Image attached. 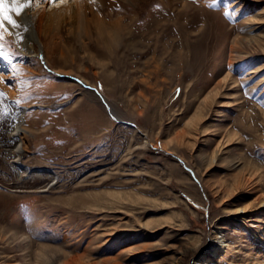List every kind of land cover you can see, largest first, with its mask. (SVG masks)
Returning a JSON list of instances; mask_svg holds the SVG:
<instances>
[{"label": "rangeland", "instance_id": "374dc122", "mask_svg": "<svg viewBox=\"0 0 264 264\" xmlns=\"http://www.w3.org/2000/svg\"><path fill=\"white\" fill-rule=\"evenodd\" d=\"M94 2L117 39L67 22L41 34L46 64L8 38L0 136L23 108L26 148L0 145V227L34 242L0 239V264H38L39 244L88 248L83 264H264V0Z\"/></svg>", "mask_w": 264, "mask_h": 264}, {"label": "bare ground", "instance_id": "6f19581e", "mask_svg": "<svg viewBox=\"0 0 264 264\" xmlns=\"http://www.w3.org/2000/svg\"><path fill=\"white\" fill-rule=\"evenodd\" d=\"M88 6H90V8ZM94 6H96L95 2L89 3V0H73V1L68 2L67 5L65 4L63 6H60L59 10L52 9V10L46 11L45 7H42V9H38L36 14H34V11L30 9L26 14L28 17H31V22L29 24V30L28 32L24 33L23 43L17 46L21 49V51L24 54H28V55L34 54V56L39 55L40 57H43V59L45 60L47 64V58L45 56V51L43 50L42 41H41V34L43 33L47 34L49 32L51 33V31H54L55 28H59L60 26L64 25L67 22L73 23V25L71 24L72 26L70 28H73L75 31H77L78 36H82V34L84 36H91V32H92L91 28L95 27L101 36H104L105 31L108 30V33L110 34L109 37L117 39L121 33V29H122L121 27L123 26V28H125V25L121 24V22L119 21L120 19L114 22H106L96 17L94 14L95 12L91 9V8H95ZM19 19H23V18H19ZM37 21L39 22L38 27H37ZM253 39L264 43V41L260 38H253ZM36 43H37V48H36ZM38 43H39V48H38ZM66 72H70V71H66ZM220 83L221 82H218L217 86L220 85ZM8 90L12 92L14 88H10ZM216 93H220V90L217 87H215L209 93V95L204 99V103H206L207 100H211L210 97H214ZM6 94L8 95V93ZM7 97L9 98V95ZM203 110H204V105L198 107L194 118L188 121V126H191L197 117L200 118L201 116L204 115ZM23 111H24L23 108H19V113L17 117L15 118L11 128L7 132L5 131L4 133L5 135L3 138L0 136V145L5 147V149H9L10 152H12L16 156V159L19 161L23 158L22 153H23V150L26 148V145L23 141V137L21 136V133L26 130L25 127L23 126V120H24ZM228 140H231V139H228ZM182 142H184V140ZM252 161L247 162V165L251 167V168H247V170L250 171L256 168L257 172L254 171L253 174H250L248 176L249 178L248 180L252 178L254 179L255 174L257 176L258 174L261 173L260 167H258L256 163ZM18 169H21V167L18 166ZM107 194L115 198L123 197L122 191L110 190L107 192ZM261 205H264V196L262 197ZM245 210H247L246 207H244L243 209H238L237 212L245 211ZM10 238L19 239L17 243L21 245H26L28 249L31 248V245H33V242H34V241L29 240V238L27 239L26 236H24L20 231L12 229L9 226L3 229L0 227V239L4 240V239H10ZM224 243H225L224 239L222 235H220L219 229L214 230V234L212 236L211 250L212 251L215 250L216 252V249L220 247V245H223ZM39 247L40 248L37 251L38 264H47L51 262V260H53L54 258L59 257V252L61 250L64 253L63 256H65L64 258H62L61 264H83L82 259H84L83 257L86 258V256L88 255L87 253L89 252V249L87 248L85 252L81 254H77V253L72 254L68 251H65L58 247L56 248L55 246L49 245V244H39ZM211 250L209 251L211 252ZM40 258H41V261H40ZM87 260H89V258ZM198 261H200V259H198ZM26 264H30V263H26Z\"/></svg>", "mask_w": 264, "mask_h": 264}, {"label": "snow or ice", "instance_id": "6c2138e0", "mask_svg": "<svg viewBox=\"0 0 264 264\" xmlns=\"http://www.w3.org/2000/svg\"><path fill=\"white\" fill-rule=\"evenodd\" d=\"M69 0H0V61L4 62L7 67V74H11L12 80L5 81V72H0V83H6L9 87H15L12 82L19 75L16 64L13 62L14 53L6 51L8 38L15 37V43L21 45L24 41V33L28 32L31 17H28L27 12L39 7L41 4H47L49 7L59 8L63 4H67ZM94 2V0H89ZM226 15H229L226 13ZM23 18V19H19ZM6 94L0 91V122L8 116L10 109L4 105ZM16 106H20L21 101L15 100L12 102ZM115 119V117H113Z\"/></svg>", "mask_w": 264, "mask_h": 264}]
</instances>
